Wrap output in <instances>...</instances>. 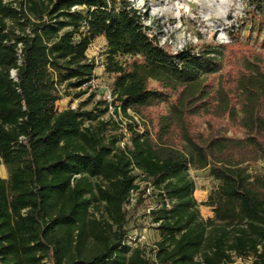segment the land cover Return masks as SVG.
Returning a JSON list of instances; mask_svg holds the SVG:
<instances>
[{
	"label": "trees",
	"instance_id": "obj_1",
	"mask_svg": "<svg viewBox=\"0 0 264 264\" xmlns=\"http://www.w3.org/2000/svg\"><path fill=\"white\" fill-rule=\"evenodd\" d=\"M115 5L0 0V166L9 172L0 177V264H228L232 253L264 264V176L252 180L245 166L264 160V48L237 62L226 46L173 54L137 11ZM102 37L116 100L144 126L129 116L124 145V134L106 143L107 123L86 127L83 104L56 108L58 86L92 80L87 52ZM118 55L140 60L123 66ZM191 169L220 182L206 203L194 197ZM135 170L159 206L147 215L160 234L152 256L123 244L140 232L127 228ZM94 202L102 219L90 217ZM202 205L214 219H201Z\"/></svg>",
	"mask_w": 264,
	"mask_h": 264
},
{
	"label": "rangeland",
	"instance_id": "obj_2",
	"mask_svg": "<svg viewBox=\"0 0 264 264\" xmlns=\"http://www.w3.org/2000/svg\"><path fill=\"white\" fill-rule=\"evenodd\" d=\"M115 2L117 11L126 5L129 9L137 11L142 19L144 32L173 54L187 50L202 55L226 46L233 51L234 60L237 62L244 53L264 48V0H115ZM7 23L10 29L20 33V26L10 20H7ZM87 54L91 62L97 65L94 84L86 88V93L80 98L75 97L79 90L66 87L56 108L63 111L71 104L76 107L83 104L82 111L91 113L90 118L85 119L86 127L97 129L102 122L107 123L104 132L107 144H111L115 137L120 138L123 134L129 138L131 133L128 125L132 122V117L141 124L140 131L143 130V122L136 112L133 109L128 110L130 119L122 112L121 102L116 100L115 79L107 71L109 54L106 39L102 37L94 41ZM216 55L218 54L210 56ZM215 59L219 67L224 66V59L220 56ZM135 60L140 58L123 55L116 57V62L123 66H130ZM228 136L241 137L233 131L229 132ZM245 166L252 180L257 176H264V160L249 162ZM135 173L138 174L137 183L141 191L137 201L127 209V228L143 231L147 235L146 251L152 256L156 250V243L160 240V234L147 215L156 202L151 196L152 191L147 192L148 183L141 180L138 172ZM189 173L196 186L195 199L199 203L208 202L211 193L219 188L220 182L211 175L209 169H191ZM0 177L9 179L8 169L4 165L0 167ZM93 182L99 181L93 179ZM145 194L148 196L144 197ZM103 212L102 205L94 202L90 208V217L102 219ZM200 215L203 221L215 218L213 209L204 205L200 206ZM151 260L152 264H157L154 263L153 257ZM252 262L251 258L243 259L232 253L228 264Z\"/></svg>",
	"mask_w": 264,
	"mask_h": 264
},
{
	"label": "built area",
	"instance_id": "obj_3",
	"mask_svg": "<svg viewBox=\"0 0 264 264\" xmlns=\"http://www.w3.org/2000/svg\"><path fill=\"white\" fill-rule=\"evenodd\" d=\"M76 8H79V7H76ZM20 47H21V45H20ZM21 52H22V50L20 49L19 50V55L21 54ZM87 57H88V54H87ZM88 59H89V57H88ZM89 61L91 62L90 59H89ZM20 64H21V60H20ZM103 67H104V65H103ZM96 68H97V65H96ZM11 74H12V78L14 80H17V73H16V71L15 70H12ZM95 74H96V69H95L94 76H93L92 80L89 83L83 85L78 90H85L86 88L92 87V85L94 84L95 79H96ZM58 87H59V90H60V94H62V91L65 90V85H60ZM70 107L72 109H74V110L78 108V107H76L75 105H72V104L70 105ZM127 140H128V137H126V134H125V139L122 142V145H124V143H126ZM135 172H138L140 174L141 180L144 181L145 175L142 172L138 171V170H135ZM147 188H148V190H147L148 193H150L151 191H153V187L151 185H148ZM140 191H141L140 190V186H139V189L132 191V193L130 195V198H129V202L126 205V208L127 209L130 208V205L131 204H133V203H135L137 201V197H138ZM147 192H145V193H147ZM146 196H148V195L145 194L144 197H146ZM158 207H159L158 205L153 206L151 209H149V212H150V210L157 209ZM147 242H148V237H147V235L145 233H143V232H133V233H129L128 235L125 236V240H124V243L123 244L125 246L130 247L131 249L137 248V247H145L146 248L147 247V244H148Z\"/></svg>",
	"mask_w": 264,
	"mask_h": 264
},
{
	"label": "crops",
	"instance_id": "obj_4",
	"mask_svg": "<svg viewBox=\"0 0 264 264\" xmlns=\"http://www.w3.org/2000/svg\"><path fill=\"white\" fill-rule=\"evenodd\" d=\"M1 167V166H0Z\"/></svg>",
	"mask_w": 264,
	"mask_h": 264
}]
</instances>
